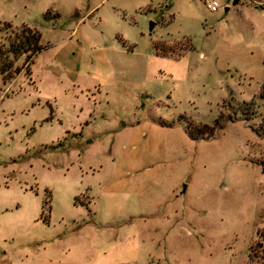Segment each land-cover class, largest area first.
Instances as JSON below:
<instances>
[{
  "label": "rangeland",
  "instance_id": "374dc122",
  "mask_svg": "<svg viewBox=\"0 0 264 264\" xmlns=\"http://www.w3.org/2000/svg\"><path fill=\"white\" fill-rule=\"evenodd\" d=\"M233 1L0 0L45 46L0 77V264H264V0Z\"/></svg>",
  "mask_w": 264,
  "mask_h": 264
},
{
  "label": "trees",
  "instance_id": "16d2710c",
  "mask_svg": "<svg viewBox=\"0 0 264 264\" xmlns=\"http://www.w3.org/2000/svg\"><path fill=\"white\" fill-rule=\"evenodd\" d=\"M238 2L239 0H234L233 4H237ZM6 27L10 28V25L6 24ZM161 45L162 43L160 44L159 41L154 42L153 48L155 53L161 56H169L171 48ZM44 48L45 46L41 44V34L39 31L35 28L21 25L13 31L11 38L8 39L6 44H0V77L4 81L14 78L19 72L16 63L21 57L25 59V73L28 74L33 57ZM203 129H209V127L205 126ZM262 173L264 174V161L262 163ZM250 256L264 262V247L262 242H256L251 247Z\"/></svg>",
  "mask_w": 264,
  "mask_h": 264
},
{
  "label": "built area",
  "instance_id": "2783aa9c",
  "mask_svg": "<svg viewBox=\"0 0 264 264\" xmlns=\"http://www.w3.org/2000/svg\"><path fill=\"white\" fill-rule=\"evenodd\" d=\"M202 2V5L210 12L214 13L217 12L220 4L218 0H200Z\"/></svg>",
  "mask_w": 264,
  "mask_h": 264
},
{
  "label": "water",
  "instance_id": "95a60500",
  "mask_svg": "<svg viewBox=\"0 0 264 264\" xmlns=\"http://www.w3.org/2000/svg\"><path fill=\"white\" fill-rule=\"evenodd\" d=\"M153 26L154 24L151 23L149 29L152 30Z\"/></svg>",
  "mask_w": 264,
  "mask_h": 264
}]
</instances>
